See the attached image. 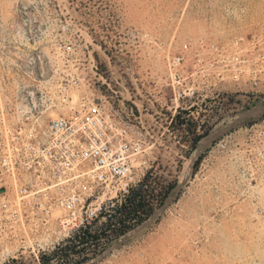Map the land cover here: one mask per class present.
<instances>
[{
    "label": "rangeland",
    "instance_id": "obj_1",
    "mask_svg": "<svg viewBox=\"0 0 264 264\" xmlns=\"http://www.w3.org/2000/svg\"><path fill=\"white\" fill-rule=\"evenodd\" d=\"M92 102L140 146L131 186H177L89 264H264V0H0V158ZM41 171L0 165V264H38L118 196Z\"/></svg>",
    "mask_w": 264,
    "mask_h": 264
},
{
    "label": "built area",
    "instance_id": "obj_2",
    "mask_svg": "<svg viewBox=\"0 0 264 264\" xmlns=\"http://www.w3.org/2000/svg\"><path fill=\"white\" fill-rule=\"evenodd\" d=\"M30 138L3 148L0 165L5 172L21 161L37 164L42 173L54 180L86 178L118 195L131 187V163L140 146L116 133L101 104L92 102L79 111L59 115L41 133ZM77 203L78 199H70L67 206L71 208Z\"/></svg>",
    "mask_w": 264,
    "mask_h": 264
},
{
    "label": "trees",
    "instance_id": "obj_3",
    "mask_svg": "<svg viewBox=\"0 0 264 264\" xmlns=\"http://www.w3.org/2000/svg\"><path fill=\"white\" fill-rule=\"evenodd\" d=\"M181 113L187 111L178 109L173 121H179ZM206 136V132L194 135L189 143V151L193 152L198 142ZM201 158L202 155L195 161L193 171ZM176 186V181L163 185L148 171L143 179L128 188L126 193L101 205L96 213L74 228L67 238L51 250L40 252L38 264H89L95 261L114 243L145 223L163 206ZM5 264H17V260L12 259Z\"/></svg>",
    "mask_w": 264,
    "mask_h": 264
}]
</instances>
